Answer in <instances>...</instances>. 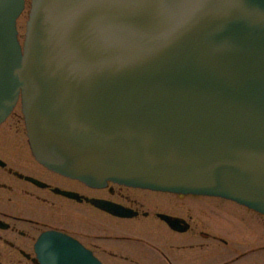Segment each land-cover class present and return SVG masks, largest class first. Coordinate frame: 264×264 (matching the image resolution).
Instances as JSON below:
<instances>
[{"label": "water", "instance_id": "95a60500", "mask_svg": "<svg viewBox=\"0 0 264 264\" xmlns=\"http://www.w3.org/2000/svg\"><path fill=\"white\" fill-rule=\"evenodd\" d=\"M24 8L0 0V124L21 95L37 161L91 187L219 197L264 215V0H33L21 46ZM37 252L42 264H102L55 232Z\"/></svg>", "mask_w": 264, "mask_h": 264}, {"label": "flooded vegetation", "instance_id": "af4514ba", "mask_svg": "<svg viewBox=\"0 0 264 264\" xmlns=\"http://www.w3.org/2000/svg\"><path fill=\"white\" fill-rule=\"evenodd\" d=\"M7 150L9 146L5 139H0V264H42L37 255V244L48 231L76 239L103 264H238L247 255L242 253L218 263L219 255L214 242L218 240L217 236L196 228L192 220L175 212H163L161 209L145 211L141 200L131 199L121 190L170 196L181 201L190 196L157 193L117 184L91 188L48 170L32 154L36 166L27 163L30 160L25 152L21 156L22 150L16 153H7ZM75 186H83L90 192L107 191L110 196L118 195L122 201L90 195ZM60 192L78 194L81 200L69 198ZM93 200L109 202L132 216H115L95 206L90 202ZM75 206L87 212L75 217L76 220ZM162 215L181 220V225L187 226V229H172L161 218ZM107 219L123 226L116 227ZM90 221L93 222L91 228ZM140 222L143 224L137 225ZM105 230H113L114 233L105 235ZM106 241L110 244L108 248L105 247Z\"/></svg>", "mask_w": 264, "mask_h": 264}, {"label": "rangeland", "instance_id": "374dc122", "mask_svg": "<svg viewBox=\"0 0 264 264\" xmlns=\"http://www.w3.org/2000/svg\"><path fill=\"white\" fill-rule=\"evenodd\" d=\"M30 3L31 0H26V9L17 23L19 36L22 41L24 40L26 31ZM21 131H23V134L25 133V136ZM0 139H5V143L9 146V150L6 151L7 153H9V151H11V153H16L18 150H22L21 156L23 157V153L25 152L27 159L30 160V162L27 163L31 165L34 163L36 166L27 143L25 126L19 107L15 110V113L10 119L0 128ZM75 187L90 195L110 197L114 200L122 201L118 195L110 196L107 191L90 192L83 186ZM121 191L131 199L141 200V203H144L143 208L145 211H156L157 209H161L163 212H175L187 220H192V223L196 228L198 227L200 230L207 231L208 233L217 236L218 240L214 242L216 243L219 255L217 260L218 263H222L242 253H249L250 255H246V258L240 260L238 264H264L263 217L257 216L253 212H250L237 204L220 199L197 197L187 198L185 201H181L170 196L163 197L157 194L141 191L126 189ZM85 213L87 212L82 208L75 206L74 220H76L75 217H79V215ZM106 221L116 227L123 226L117 221L109 219ZM142 224L143 223L140 222L137 225ZM91 227H93L92 221H90V228ZM113 233V230H105V235H113ZM121 234L124 233L122 232ZM109 245V242L106 241L105 247L108 248Z\"/></svg>", "mask_w": 264, "mask_h": 264}, {"label": "bare ground", "instance_id": "6f19581e", "mask_svg": "<svg viewBox=\"0 0 264 264\" xmlns=\"http://www.w3.org/2000/svg\"><path fill=\"white\" fill-rule=\"evenodd\" d=\"M22 16H23V14L21 15V17H22ZM21 17H20V19H21ZM8 120H9V118L7 119V121H8ZM7 121H6V122H7ZM189 198H190V197H189Z\"/></svg>", "mask_w": 264, "mask_h": 264}]
</instances>
